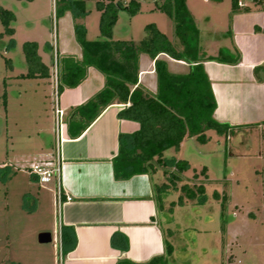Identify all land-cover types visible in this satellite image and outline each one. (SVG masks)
Returning <instances> with one entry per match:
<instances>
[{
    "label": "rangeland",
    "instance_id": "rangeland-1",
    "mask_svg": "<svg viewBox=\"0 0 264 264\" xmlns=\"http://www.w3.org/2000/svg\"><path fill=\"white\" fill-rule=\"evenodd\" d=\"M82 1L84 14L66 10L55 18V0H0L15 15L14 33L0 38V264H63L54 182L33 180L30 165L45 163L39 162L38 155L54 144L55 51L59 56L80 51L75 24L85 27L86 39L99 35L96 0ZM138 1L136 15L119 13L113 37L138 42L143 27L154 23L180 49L173 22L156 9L157 0ZM185 3L195 28L190 44L197 47L198 55L213 53L228 39L231 0ZM2 29L0 23V32ZM24 41L38 44L52 81L19 77L26 71L21 50ZM47 46H51V58L44 53ZM203 132L209 138L206 142L187 138L179 155L188 160L181 177L192 182L194 174L198 175L206 192L202 200L188 198L182 206L177 201L173 204L174 245L179 255L167 264H264V143L254 127L233 130L228 137L218 136L212 129ZM204 167L208 181L202 177ZM41 231L50 232V242L37 241Z\"/></svg>",
    "mask_w": 264,
    "mask_h": 264
},
{
    "label": "crops",
    "instance_id": "crops-1",
    "mask_svg": "<svg viewBox=\"0 0 264 264\" xmlns=\"http://www.w3.org/2000/svg\"><path fill=\"white\" fill-rule=\"evenodd\" d=\"M238 4L239 10L229 11L226 25L228 39L224 44L217 45L213 53L204 51L200 54L204 59L216 57L214 60H203L202 67L214 97L212 117L218 122L227 123L231 131L254 127L261 137V130L264 129V0H238ZM124 29L127 30L126 27ZM221 49L225 55L220 56ZM50 52L51 46H47L44 53L51 58ZM55 53L59 58L74 57V53L77 55L74 57L76 61L81 59L82 54L81 48L80 51L60 56ZM236 56H239L236 63L228 62V59ZM220 57L227 60L222 62L218 59ZM156 58L165 62L170 73L184 74L190 70L189 64L183 60L173 59L166 54H158ZM51 78L49 69L47 79H38L52 81ZM137 83L151 94L156 92L154 59L145 53L138 56ZM103 86V74L95 67L87 66L84 77L76 86L64 87L60 93H55L53 89V109H62L65 129L59 141L54 127L53 146L44 147L38 155L39 162L52 163L56 158L60 164L58 175L52 178L58 208V240L60 242L61 227L66 232H72L75 239L73 248L62 254L63 264H115L119 260L142 264L153 257H161V264H167L178 254L173 236L172 214L175 205L168 209L178 197H181V206L188 201L179 186L202 184L206 190L202 181L199 182L198 175L194 174L193 181L188 182L180 173L175 188L161 193V207L158 208L156 186L162 182L168 183L175 174L169 160L184 159L188 162L179 154H182L187 143L185 140H195V136L184 137L177 151L172 148L164 151L165 166L156 163L154 170L136 173L128 178H116L112 159L118 151V135H130L139 128L137 122L117 116L127 103L116 101L105 107L77 137L72 138L67 132V122L74 115V109ZM15 96H19L18 92ZM261 142L264 143L262 137ZM203 172V179L208 181L205 167ZM31 176L38 181L34 174ZM57 187L60 195H57ZM114 232H120L126 238V250L111 246L110 237ZM167 243L172 249L169 254L166 253Z\"/></svg>",
    "mask_w": 264,
    "mask_h": 264
},
{
    "label": "trees",
    "instance_id": "trees-1",
    "mask_svg": "<svg viewBox=\"0 0 264 264\" xmlns=\"http://www.w3.org/2000/svg\"><path fill=\"white\" fill-rule=\"evenodd\" d=\"M84 4L82 0H55L54 17H61L66 10H72L73 15L84 14L87 12ZM155 7L173 22V34L182 48L175 47L154 23L143 27L144 35L138 42L114 38V26L119 13L125 12L129 17L134 16L140 10V3L138 0H96L94 9L99 13L98 37L86 39L85 27L75 24L74 34L81 47V59L76 61L73 56L56 57V93H60L64 87L76 86L84 77L87 66L95 67L104 76V86L74 109V115L67 122L70 137H77L105 107L116 101L128 104L118 111L117 116L139 124L134 133L118 135V151L112 159L116 178H128L136 173L154 170L153 165L156 163L165 166L164 151L169 148L177 151L186 136H195L196 141L204 143L209 139L203 132L206 129H212L218 136H227L231 132L227 123L218 122L212 117L215 102L210 82L203 71L202 61L214 60L216 57L208 56L204 59L202 55H198L197 47L190 44L189 36L194 33L195 28L185 0H157ZM237 10L238 0H231V12ZM14 19V13L0 4V23L3 28L0 38L14 33L11 25ZM37 48L35 41H24L21 44L26 71L19 77H49V67L42 62ZM140 53L154 59L157 80L154 94L144 90L137 83ZM158 54L183 60L189 64L190 70L184 74L170 73L165 62L156 58ZM218 59L222 62L227 60L223 57ZM228 60L236 63L239 56ZM5 63L9 65V59H5ZM2 96L4 97L5 93ZM261 137L264 140V129L261 130ZM169 161L175 174L170 177L168 183L162 182L156 186L155 198L158 208L161 207V193L168 188H175L178 174L188 167V162L184 159ZM192 186L182 184L179 189L187 198L202 200L203 185ZM213 195H217L216 191ZM177 203H181V197H178ZM173 204L172 202L168 210H171ZM74 244L73 233L66 232L64 227H61L62 254L73 248ZM110 244L120 250L127 248V240L120 232L111 235ZM171 250V245L167 243L166 253L169 254ZM161 260V257H153L142 264H161ZM115 264L135 263L119 260Z\"/></svg>",
    "mask_w": 264,
    "mask_h": 264
},
{
    "label": "built area",
    "instance_id": "built-area-1",
    "mask_svg": "<svg viewBox=\"0 0 264 264\" xmlns=\"http://www.w3.org/2000/svg\"><path fill=\"white\" fill-rule=\"evenodd\" d=\"M56 79V77H55ZM55 118H54V127H55V135L57 139L60 141L62 139V133L65 129V123L63 121V111L59 107H54L53 109ZM30 169L32 174H34L38 182L47 183L53 177L58 175L60 164L58 160L55 158L54 162H45V163H31ZM57 195H60V189L57 187Z\"/></svg>",
    "mask_w": 264,
    "mask_h": 264
},
{
    "label": "water",
    "instance_id": "water-1",
    "mask_svg": "<svg viewBox=\"0 0 264 264\" xmlns=\"http://www.w3.org/2000/svg\"><path fill=\"white\" fill-rule=\"evenodd\" d=\"M37 241L39 243H48L51 241V234L48 231H41L37 234Z\"/></svg>",
    "mask_w": 264,
    "mask_h": 264
}]
</instances>
